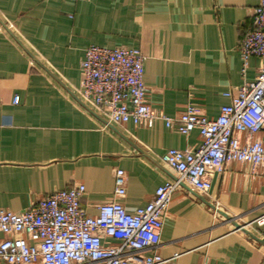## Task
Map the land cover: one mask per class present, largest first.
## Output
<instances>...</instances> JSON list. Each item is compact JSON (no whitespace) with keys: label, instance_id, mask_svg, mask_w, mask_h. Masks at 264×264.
<instances>
[{"label":"crops","instance_id":"1","mask_svg":"<svg viewBox=\"0 0 264 264\" xmlns=\"http://www.w3.org/2000/svg\"><path fill=\"white\" fill-rule=\"evenodd\" d=\"M260 1L0 0V209L25 210L84 184L82 203L95 215L113 196L117 168L127 174V211L147 204L178 176L162 155L197 148L202 137L162 119L151 127L108 122L80 95L85 49L139 48L155 113L175 118L193 102L217 117L231 102L226 93L255 80L262 66L252 56L244 70L239 50ZM253 137L264 142V128ZM211 180L208 192L183 185L174 193L158 252L178 255L175 264H264V244L208 204L264 239L254 222L264 215V173L232 161Z\"/></svg>","mask_w":264,"mask_h":264},{"label":"built area","instance_id":"2","mask_svg":"<svg viewBox=\"0 0 264 264\" xmlns=\"http://www.w3.org/2000/svg\"><path fill=\"white\" fill-rule=\"evenodd\" d=\"M239 50L244 70L252 56L263 60L255 80L236 94L227 92L231 102L217 117H208L190 102L172 118L155 113L148 101L145 56L139 48L88 46L80 66L84 102L108 122L151 127L162 119L184 135L198 130L202 142L194 149L170 148L162 155L178 176L166 180L153 199L134 212L121 201L127 184L122 168L115 172L113 196L95 215L82 203L84 184L46 195L25 210L0 209V232L10 234L0 239V264H175L178 255L164 257L158 247L173 195L183 183L208 192L212 174L223 172L232 161L248 162L264 173V142L253 137L264 128V0L254 8ZM254 222L264 226V215Z\"/></svg>","mask_w":264,"mask_h":264},{"label":"water","instance_id":"3","mask_svg":"<svg viewBox=\"0 0 264 264\" xmlns=\"http://www.w3.org/2000/svg\"><path fill=\"white\" fill-rule=\"evenodd\" d=\"M183 185L188 186L187 184L183 183ZM209 206L214 209L216 211V213H218L220 216H223L224 218H226L227 220L231 221L235 228L238 230L243 231L244 233L248 234L250 238H253L254 240L264 244V239L257 236L256 234H254L251 230H249L247 228L246 225L238 222L237 219L233 218L230 214H228V212L220 209L219 207L215 206L213 203L208 202Z\"/></svg>","mask_w":264,"mask_h":264}]
</instances>
